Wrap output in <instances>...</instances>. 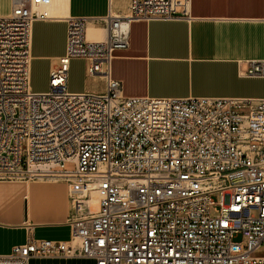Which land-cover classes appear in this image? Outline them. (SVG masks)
Wrapping results in <instances>:
<instances>
[{"label": "built area", "instance_id": "built-area-1", "mask_svg": "<svg viewBox=\"0 0 264 264\" xmlns=\"http://www.w3.org/2000/svg\"><path fill=\"white\" fill-rule=\"evenodd\" d=\"M52 3L13 0L0 16V181L63 179L81 215L69 240L30 238L0 264H264V98L126 96L111 77L132 21L189 16L191 0H130L127 14L103 18L99 41L87 18L70 17L49 89L34 92L33 24L57 18ZM73 58L107 78L104 92L68 90ZM242 72L264 77V61ZM92 189L97 211L81 201Z\"/></svg>", "mask_w": 264, "mask_h": 264}, {"label": "crops", "instance_id": "crops-1", "mask_svg": "<svg viewBox=\"0 0 264 264\" xmlns=\"http://www.w3.org/2000/svg\"><path fill=\"white\" fill-rule=\"evenodd\" d=\"M128 4L53 0L57 18L33 24L31 88L39 77L49 89L50 73L67 50L70 17L87 18L92 39H106L103 18L127 14ZM12 9L13 0H0V16ZM249 61H264V0H191L189 16L132 21L129 47L113 52L111 77L121 81L126 96L264 98V77L242 72ZM95 77L85 59L73 58L68 90L98 92ZM72 209L63 179L0 181V255L30 238L69 240Z\"/></svg>", "mask_w": 264, "mask_h": 264}, {"label": "rangeland", "instance_id": "rangeland-1", "mask_svg": "<svg viewBox=\"0 0 264 264\" xmlns=\"http://www.w3.org/2000/svg\"><path fill=\"white\" fill-rule=\"evenodd\" d=\"M129 6V4H128ZM129 7L123 12V13H128ZM117 13V12H116ZM53 15H55L52 12ZM103 40L100 38L97 39H92V41H99ZM34 83L32 84V90L34 92H44L48 90L47 85H42L40 78L36 77L34 79ZM104 86H105V81H104ZM75 166L73 163H67L66 168L68 169H73ZM73 215L74 217H79L81 214L77 215L75 213V209L73 208ZM258 255H264V246L257 251ZM29 264H97L95 260L92 259H81V258H70V259H65V258H31Z\"/></svg>", "mask_w": 264, "mask_h": 264}, {"label": "bare ground", "instance_id": "bare-ground-1", "mask_svg": "<svg viewBox=\"0 0 264 264\" xmlns=\"http://www.w3.org/2000/svg\"><path fill=\"white\" fill-rule=\"evenodd\" d=\"M94 37H96L95 33L92 32V30L89 28L88 29V33H87V38L89 40H92V38H94ZM95 79H96V81H98L97 82L98 83L97 87L99 89L98 92H104V88L106 90L107 78L105 76L101 75V76L95 77ZM104 81H105V87H104ZM244 98H246V97H244ZM81 201L87 203L91 207L92 211H97L98 210V207H99V195H98V193H97V191L95 189H92L88 193H86V198H84V199L81 198ZM72 205H73V208L75 209V199L74 198H72Z\"/></svg>", "mask_w": 264, "mask_h": 264}]
</instances>
